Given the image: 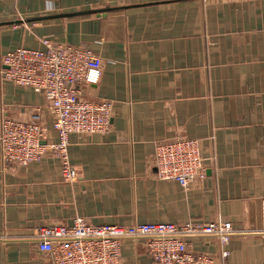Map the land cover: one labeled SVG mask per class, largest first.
<instances>
[{
  "label": "crops",
  "instance_id": "0c3cea01",
  "mask_svg": "<svg viewBox=\"0 0 264 264\" xmlns=\"http://www.w3.org/2000/svg\"><path fill=\"white\" fill-rule=\"evenodd\" d=\"M42 39L88 49L104 61L85 100H111L104 134L69 136L78 180L66 183L47 156L4 169L0 159V264H48L32 229L70 225L229 222L217 239L187 240L215 264H264V0H0L1 59ZM40 111L42 95L3 81L0 119ZM195 139L206 167L199 187L159 180L157 143ZM144 240H125L121 264H153Z\"/></svg>",
  "mask_w": 264,
  "mask_h": 264
},
{
  "label": "built area",
  "instance_id": "2783aa9c",
  "mask_svg": "<svg viewBox=\"0 0 264 264\" xmlns=\"http://www.w3.org/2000/svg\"><path fill=\"white\" fill-rule=\"evenodd\" d=\"M41 44V50L17 48L3 55L0 76L43 96L53 117L56 140L48 141L50 136L38 110L29 118L3 115L1 164L4 169L26 166L50 156L59 161L62 180L75 183L78 176L68 159L69 136L104 134L111 125L113 101H90L80 96L82 85L98 82L104 61L82 47L54 44L48 39H42ZM152 165L157 179L176 182L183 191L199 187L206 179L198 141L180 135L155 145ZM234 233L227 221L95 226L76 217L70 225L35 227L32 239L48 264H121L125 240H144L145 253L153 264H215L209 254L190 252L187 240L215 238L225 259L228 252L224 247Z\"/></svg>",
  "mask_w": 264,
  "mask_h": 264
}]
</instances>
